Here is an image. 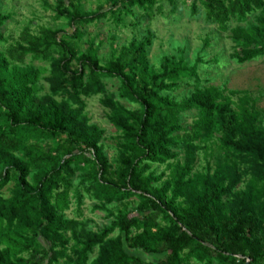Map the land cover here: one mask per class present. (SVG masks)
<instances>
[{"label": "trees", "instance_id": "16d2710c", "mask_svg": "<svg viewBox=\"0 0 264 264\" xmlns=\"http://www.w3.org/2000/svg\"><path fill=\"white\" fill-rule=\"evenodd\" d=\"M54 1L55 20L73 33L26 30L6 49L10 17L0 10V264H264L259 98L203 79L201 66L211 64L201 53L191 62L186 48L153 64L156 33L143 26L177 22L188 6L210 30L202 48L225 40L241 66L264 56V0H95V11L84 0ZM106 20L139 31L122 45L110 34L103 58L104 41L86 28ZM188 87L178 101L174 93ZM95 97L116 134L114 163L87 112ZM201 153L214 166L198 175ZM71 195L78 211L96 202L109 223L92 231L68 218ZM125 248L160 258L145 262Z\"/></svg>", "mask_w": 264, "mask_h": 264}, {"label": "rangeland", "instance_id": "374dc122", "mask_svg": "<svg viewBox=\"0 0 264 264\" xmlns=\"http://www.w3.org/2000/svg\"><path fill=\"white\" fill-rule=\"evenodd\" d=\"M54 0H0L1 13L9 16L10 20L6 23L2 32L8 39L4 48L14 46L21 42L26 30L31 35L39 34L42 28L51 30H63L68 34L73 33V29L65 20H55V14L49 6L54 5ZM182 0H180L181 4ZM182 5V4H181ZM189 7L185 6L179 9L176 13L177 22H169L168 20H153L151 22L145 21L143 26L147 24L156 33V38L150 51V59L153 64H158L160 58L165 54H174L177 47L186 48V56L193 62L198 54L201 53L204 60L211 65L209 67L201 66V77L211 81V84L217 87L226 85L231 90L249 91L252 95L259 98L258 104L264 108V56L241 66L230 62L228 56L232 53L230 43L225 40L219 41L216 45H212L209 49H203V41L209 34V29H204L201 22L196 21L190 16ZM84 9L88 11L96 10L95 0H84ZM126 25L134 23L132 17L125 18ZM88 36L96 37L99 35L97 41H104L105 46L101 49L100 54L104 58L109 52L107 39L110 34H115L117 38V45L128 43L139 30H133L131 27L123 28L115 27L112 22L102 21L99 25H90L87 28ZM142 31V30H141ZM219 58L220 64L214 63V59ZM29 62V60H27ZM36 66H46L45 63L34 62ZM107 87L110 92L117 94L118 82L117 80H108ZM47 89V88H46ZM193 87L183 88L174 93L177 100L180 101L183 97L189 95ZM100 98L95 97L87 101V112L93 123L98 124L105 130L104 150L111 163L115 162L117 157L116 150V134L114 129L109 125L105 118L106 110L100 105ZM127 107L130 104L122 102ZM193 118L190 115L183 116V123L185 126L191 125ZM209 154V153H208ZM214 158L218 160L222 153L215 152ZM211 160V159H210ZM208 165L214 166V161L211 160L208 164L204 153L199 154L196 174L202 175L206 173ZM165 167H160L158 173L164 172ZM12 185L8 186L10 188ZM8 188L4 190L7 196ZM133 201V200H131ZM70 210L66 212V216L71 219H78L80 222L87 223V229L97 231L107 225L109 221L104 217V212L94 210L96 202L86 199L82 207L78 211L76 201L73 195L70 196ZM134 203V202H132ZM77 211L82 215L78 216ZM128 254L138 256L145 262H155L160 257L148 256L140 252H134L125 248ZM97 256V251L91 255V258Z\"/></svg>", "mask_w": 264, "mask_h": 264}]
</instances>
